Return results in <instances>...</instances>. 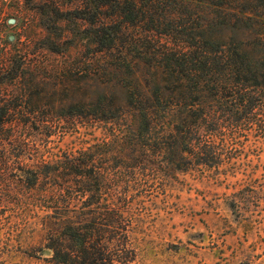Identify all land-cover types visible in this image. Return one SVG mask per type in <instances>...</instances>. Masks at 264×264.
I'll return each instance as SVG.
<instances>
[{
  "label": "rangeland",
  "instance_id": "obj_1",
  "mask_svg": "<svg viewBox=\"0 0 264 264\" xmlns=\"http://www.w3.org/2000/svg\"><path fill=\"white\" fill-rule=\"evenodd\" d=\"M88 1L0 0V100L19 135L17 144L0 136V264H57L48 238L60 230L42 224L49 212L40 193L71 195L69 209L99 217L83 231L86 264L95 245L103 264H264V118L232 107L233 126L199 136L210 141L200 148L212 152L206 166L203 159L189 166L187 153L179 168L169 166L161 134L136 135L125 101L154 74L160 81L155 54L170 36L154 33L150 42L146 25L130 26L118 51L102 53L84 13ZM177 8L161 26L172 41L182 35ZM189 9L198 13L186 18L191 29L264 58V0ZM103 97L124 108L115 124L91 120L102 115ZM90 146L100 150L101 171L88 187L99 193L55 190L63 181L50 178V162Z\"/></svg>",
  "mask_w": 264,
  "mask_h": 264
},
{
  "label": "trees",
  "instance_id": "obj_2",
  "mask_svg": "<svg viewBox=\"0 0 264 264\" xmlns=\"http://www.w3.org/2000/svg\"><path fill=\"white\" fill-rule=\"evenodd\" d=\"M233 1L89 0L85 3L84 13L88 16L87 22L95 28L93 34L95 43L102 53L112 54L118 51L121 45L120 36L130 26L142 29L146 25L147 28L144 30L148 35L144 38L150 42L156 43L154 33L170 36L166 40L171 42V45L160 43L162 50L155 54L156 63L153 68L162 75L160 81L156 79L157 74H154L153 81L148 85L142 89H140L142 85H138L135 92L128 94L125 105L133 113L132 129H135L136 135H151L156 132L161 134L164 145L162 148L168 153L169 166L174 168H179L183 153L190 156L187 162L189 166L193 167L198 163L201 165L202 159L203 164L207 165L212 158V152L205 149L203 152L200 148L202 144L208 146L210 141L204 140L201 143L199 136L202 133L212 134L233 126L232 107H242L245 115L258 111L253 117L264 118V58L255 57L232 43L208 38L202 30L195 31L196 29H191L186 23V18L190 20L198 14L190 12L189 8L205 7L218 10L220 8L228 11ZM247 1L251 4L260 2V0ZM173 6H178L176 11L182 20L180 25L182 35L180 38H173L177 41L170 40L174 37V33L161 29L164 18L166 20L168 16H175ZM91 9L95 12H89ZM107 9L111 10L109 15H106ZM252 10L259 11L258 7ZM160 30L162 32H159ZM260 43L264 44V38H260ZM103 99L98 104L102 115H92L94 118L91 120L117 123L124 115V113L118 114V110L124 108L118 106L110 108L114 103L110 101L106 103V97ZM2 103L3 101L0 100V128L5 124H9L12 128L5 131L1 129L0 136L5 132L7 140L17 144L19 135L14 130L15 117L7 115ZM104 106L109 108L107 115L103 110ZM260 125L264 127V119ZM20 142L19 146L24 151L30 149L29 144L23 148L24 141ZM97 147L90 146L84 151L65 154L62 159L50 162L47 167L50 178L63 181L61 185L55 187V190L69 191L78 186L82 189L81 193H99L89 189L90 185L94 186L96 183L98 185L100 178L101 153ZM3 176V172L0 173V178ZM33 178L32 187L39 179V174L34 175ZM39 195L44 204L40 206L49 212L42 224L47 229L52 225L60 230L59 235L52 229L49 230L48 248L53 251L55 263L86 264L87 248L83 231L87 225L97 227L99 217H96V213L82 208L69 209L68 205H71L72 201H67L73 198L71 195L67 196L65 193ZM103 254V247L95 245L93 257L90 259L91 264H103V261H106ZM107 263L112 264V260L108 259Z\"/></svg>",
  "mask_w": 264,
  "mask_h": 264
}]
</instances>
